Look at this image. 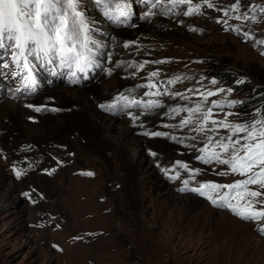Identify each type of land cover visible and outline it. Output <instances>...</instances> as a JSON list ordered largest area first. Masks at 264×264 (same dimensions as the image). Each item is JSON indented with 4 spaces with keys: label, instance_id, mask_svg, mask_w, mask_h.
I'll list each match as a JSON object with an SVG mask.
<instances>
[{
    "label": "rangeland",
    "instance_id": "rangeland-1",
    "mask_svg": "<svg viewBox=\"0 0 264 264\" xmlns=\"http://www.w3.org/2000/svg\"><path fill=\"white\" fill-rule=\"evenodd\" d=\"M80 1L83 6L90 2ZM196 5L199 11L184 15ZM262 6L264 0H192L175 7L172 0H160L154 9L137 8L130 26L101 29L112 58L98 79L80 87L54 86L79 98L52 93L51 86L35 98H24L32 107L20 111L23 115H2L0 264H264V237L258 233L264 221L239 220L200 197L177 192L164 177V170L180 161L188 166V184H228L241 176L230 165L197 157L215 151L221 159H231V150L216 147L231 133L226 128L211 131V120L238 124L264 119L263 101L258 100L264 98V44L258 43L264 40ZM83 10L96 25L95 14ZM149 12L153 14L145 17ZM96 53L102 55L103 48ZM152 72L159 75L150 77ZM217 72L232 74L231 84L214 77ZM175 77L181 79L167 83ZM149 83L156 87H147ZM157 90L169 94L145 95ZM206 91L216 94L205 101L199 93ZM177 92L182 95L175 96ZM121 94L155 99L160 106L148 114L142 109L131 110L132 115L104 112L100 105ZM197 104L200 113L172 111ZM210 107L205 131H193ZM190 116L192 122L181 127ZM103 118L115 127L113 137L104 135ZM23 123L36 126L20 131L16 124ZM25 167L32 173L17 181L16 172L24 174ZM192 170L198 171L193 175ZM88 172L93 175L84 174ZM249 190L264 192L256 184ZM241 196L237 200L244 205Z\"/></svg>",
    "mask_w": 264,
    "mask_h": 264
},
{
    "label": "snow or ice",
    "instance_id": "snow-or-ice-1",
    "mask_svg": "<svg viewBox=\"0 0 264 264\" xmlns=\"http://www.w3.org/2000/svg\"><path fill=\"white\" fill-rule=\"evenodd\" d=\"M148 3L149 0H144ZM80 0H0V48L6 46L13 49L12 59L15 62H19L21 57L26 59V51L32 52L38 50L44 56L59 57L61 63L70 68L74 67L80 72H84L93 63V49L90 47L91 40L89 34V23L86 20L83 12L79 11ZM180 4H192V0H172V6ZM128 5L123 0H116L114 8H108L106 14L116 13L118 16H126ZM151 7L154 9L157 7V0H151ZM207 7L211 8L213 5L207 3ZM233 9L236 5L232 6ZM200 6L196 5L195 8L189 6L188 11L184 12V15H192L193 11H199ZM264 10V6H262ZM153 14L152 12L145 13V17ZM247 19V17H244ZM240 19V17H237ZM221 22V21H218ZM226 23V21H223ZM239 31V29H236ZM245 37H249L248 33H244ZM260 44H264V40L258 41ZM128 45H125L127 47ZM156 63H162L157 61ZM27 67V64L24 65ZM143 68V64L139 66ZM75 75V73H73ZM158 72L150 73V77L158 76ZM180 77H175L167 81L168 84H174L179 81ZM75 82V81H73ZM215 84V80L212 81ZM147 87H156L149 83ZM199 92V90H189ZM223 89H218L217 92H222ZM169 94L167 90L160 92L157 90L155 93L146 92L145 95L161 96ZM216 93L213 91H206L199 93L203 100L207 101V97L213 96ZM175 96H181V93H175ZM185 99H187L185 97ZM121 104L122 108L140 106L142 105L145 110H151L159 107V101L149 100L147 102L141 100H129L127 96L121 94L117 103L113 104H101L102 109L115 111L117 104ZM235 103V102H233ZM212 106L219 107L221 105L212 101ZM29 107H32L29 105ZM40 108H36V111H40ZM186 110L189 113H200L201 106L197 104L194 108L190 109H173L172 111L178 112ZM129 115H132L129 113ZM212 109L208 108L203 112V118L199 122V127L193 129L196 132H203L207 127V123L211 120ZM135 120L136 117L133 116ZM191 116L188 119L181 121V127L190 124ZM211 123L215 125L210 129L215 131L216 128H226L231 133L228 137L221 138L216 142V147H219L223 152H229L231 150V159H221L219 153L213 151L206 156H198L197 159L203 160L204 163H210L212 160H216L218 163L230 165V170L234 173H240L246 175L247 179L243 181L235 182L231 185H219L213 182H207L201 184L198 188L190 189L192 192H197L204 196L207 193L205 189L209 191H216L221 188H227L230 190H243V196L239 197L241 200H245L246 203L243 207L249 210H241V207L229 203L231 192L221 197L220 200L213 199L211 195L207 198L211 200L213 204H218L221 207H227L231 209L236 215L242 219L249 221H264V200L258 201L256 198L264 196V192L248 190V185L256 184L260 188L264 189V119H253L244 123L231 124L225 121L211 120ZM238 133H244L242 137L233 139V136ZM152 135L160 136L164 135L160 132H154ZM211 140V138H209ZM241 140L245 143L241 144ZM206 151V149H201ZM243 155H239V153ZM181 168L187 169V165L181 162H176ZM259 171H256V169ZM166 173L168 169L164 170ZM193 175L198 170H192ZM85 175H93V173H84ZM16 175L19 177L21 172L17 171ZM171 179H178L179 173L176 176L170 177ZM185 187L181 191L189 190L187 188L188 180L183 181ZM25 196L28 193L24 194ZM259 203L260 207L257 209L255 205ZM264 232V227L259 229Z\"/></svg>",
    "mask_w": 264,
    "mask_h": 264
},
{
    "label": "bare ground",
    "instance_id": "bare-ground-1",
    "mask_svg": "<svg viewBox=\"0 0 264 264\" xmlns=\"http://www.w3.org/2000/svg\"><path fill=\"white\" fill-rule=\"evenodd\" d=\"M123 33V32H122ZM108 43V42H107ZM95 81V80H94ZM99 81V80H98ZM51 92L52 93H56V94H59V95H61V93L63 94H66L67 96H69L70 98H72V97H76V98H79V96H76L74 93H72V92H66V90H63V89H59V88H55L54 86H53V88L51 87ZM57 96V95H56ZM8 97V96H7ZM6 97V99H4L3 101H4V104L2 105V108H3V106H4V108L2 109L3 111L0 113V128H2V127H4V125L2 124V119H1V116L2 115H5V114H8L9 115V113H13L14 115H17V116H19L20 114L21 115H23L20 111H22L24 108H26L27 106H29V102H30V100H28V99H22V100H19V101H15V100H9V98H7ZM58 97V96H57ZM132 99V98H131ZM135 99V98H134ZM138 100V99H137ZM70 103V102H69ZM83 111H85L86 112V109H83V108H81ZM151 110H156L155 108H153V109H151ZM151 110H149V111H151ZM24 111V110H23ZM149 111H142V112H144V113H146V112H149ZM62 113H64L65 112V110H63V111H61ZM139 112H141V111H139ZM78 113V112H77ZM81 113H82V111H81ZM143 114V113H142ZM64 115H66V114H64ZM45 118H48V117H46L45 116ZM93 120L95 121V123H96V120H95V118L93 117ZM140 120H142V119H140ZM146 121H147V119H146ZM140 122V121H139ZM138 122V123H139ZM142 122V121H141ZM145 122V121H144ZM148 122V121H147ZM146 122V123H147ZM28 123H31V122H28ZM89 123H91V121L89 122ZM13 123H11V127H10V129L13 127V125H12ZM94 124V123H93ZM96 125L98 126V124L96 123ZM139 125V124H138ZM16 126L20 129V131H22L23 130V128H25V127H27V126H29V128H33L34 126H36V125H33V124H26V123H23V124H16ZM100 126H101V128H102V130L104 131V135H107L106 137H113V136H110L112 133H117V132H115L114 131V129H115V127L114 126H108V125H105L104 124V118H103V120H102V122H101V124H100ZM142 126V125H141ZM5 127H7V126H5ZM114 128V129H113ZM145 128V127H144ZM150 128V127H149ZM154 128V127H153ZM10 129H9V131H8V133L10 132ZM15 132H17V131H15ZM11 133V132H10ZM9 133V134H10ZM5 136V135H4ZM3 137V136H2ZM22 137V136H21ZM3 144V143H2ZM50 144H52V143H50ZM49 145V144H48ZM61 148V147H60ZM5 149V148H4ZM62 149V148H61ZM60 149V150H61ZM63 150V149H62ZM34 167V164H32V168ZM32 168H30L29 167V169H27V167H25V169H24V174H21V176H19V178L20 179H18L17 181H24V176H27V175H29L30 173H32ZM19 170V169H18ZM11 173V172H10ZM13 176V175H12ZM1 179V178H0ZM45 179V178H44ZM47 179V178H46ZM22 187V186H21ZM67 193V192H66ZM47 194V193H46ZM47 198V197H46ZM59 198H60V196H59V194H57V196H56V199H55V204L56 203H58L59 202ZM66 199H68L69 200V198H68V194H66ZM47 200V199H46ZM43 202H38L35 206H37V207H40L41 206V204H42ZM230 217H232L231 215H229ZM232 218H234V217H232ZM241 218V217H240ZM233 220H235V219H233ZM240 220V219H239ZM245 220V219H244ZM236 221V220H235Z\"/></svg>",
    "mask_w": 264,
    "mask_h": 264
},
{
    "label": "trees",
    "instance_id": "trees-1",
    "mask_svg": "<svg viewBox=\"0 0 264 264\" xmlns=\"http://www.w3.org/2000/svg\"><path fill=\"white\" fill-rule=\"evenodd\" d=\"M217 77V79H219L221 82H224V83H226V84H231V82H232V77H233V75L232 74H230V73H225V72H217V73H215V75H214V77ZM239 87H241V88H245V86H248L247 84H245V83H240V84H237ZM260 99H258V100H261V101H263V102H261V107H260V109H262L261 110V112L262 113H264V98H263V96L261 97H259Z\"/></svg>",
    "mask_w": 264,
    "mask_h": 264
},
{
    "label": "clouds",
    "instance_id": "clouds-1",
    "mask_svg": "<svg viewBox=\"0 0 264 264\" xmlns=\"http://www.w3.org/2000/svg\"><path fill=\"white\" fill-rule=\"evenodd\" d=\"M236 218V217H235ZM248 222V221H247Z\"/></svg>",
    "mask_w": 264,
    "mask_h": 264
}]
</instances>
